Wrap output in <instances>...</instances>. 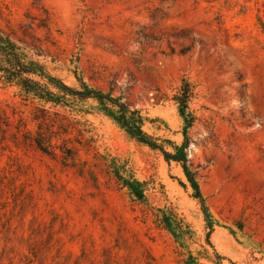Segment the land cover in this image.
<instances>
[{
  "label": "rangeland",
  "instance_id": "374dc122",
  "mask_svg": "<svg viewBox=\"0 0 264 264\" xmlns=\"http://www.w3.org/2000/svg\"><path fill=\"white\" fill-rule=\"evenodd\" d=\"M0 25L187 143L214 226L210 244L182 164L117 107L66 96L45 115L0 71V264H264V0H0Z\"/></svg>",
  "mask_w": 264,
  "mask_h": 264
},
{
  "label": "trees",
  "instance_id": "16d2710c",
  "mask_svg": "<svg viewBox=\"0 0 264 264\" xmlns=\"http://www.w3.org/2000/svg\"><path fill=\"white\" fill-rule=\"evenodd\" d=\"M44 20L45 18H41L40 23ZM24 27L30 28L28 24H25ZM15 36H17L15 31L12 29L8 31L0 25V71L3 72L5 80L10 84L17 85L21 93L25 94L26 97L40 101L45 106L42 109L45 115L56 109V107L63 106V98L66 96L79 100L94 98L102 104H111L117 107L120 124L126 128L129 134L151 148L159 150L167 161H176L182 164L188 181L196 191L197 198L203 204L211 227V231L208 233V241L211 244L210 237L214 226L204 201L200 184L190 168V159L187 151L188 144L177 147L175 151H170L166 147V141L154 137L144 129L142 116L138 109H132L126 102L100 90L87 88L86 86L79 89L65 83L56 76L49 75L45 66L34 57L41 54L36 52L34 47L28 48L19 44ZM191 95L190 84L184 81L181 92L176 99L187 107ZM132 189L138 195L143 196L135 188L132 187Z\"/></svg>",
  "mask_w": 264,
  "mask_h": 264
}]
</instances>
